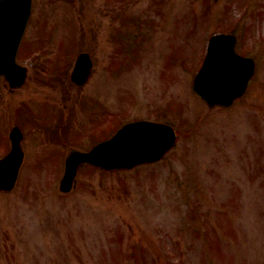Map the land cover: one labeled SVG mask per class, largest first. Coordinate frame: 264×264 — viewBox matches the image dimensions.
<instances>
[{
    "label": "rangeland",
    "instance_id": "1",
    "mask_svg": "<svg viewBox=\"0 0 264 264\" xmlns=\"http://www.w3.org/2000/svg\"><path fill=\"white\" fill-rule=\"evenodd\" d=\"M235 26L261 70L240 101L210 108L194 79L210 36ZM81 51L94 69L77 85ZM20 54L26 84L0 78V157L22 102L26 150L20 181L0 192V264H264V0H35ZM143 118L179 131L161 160L87 167L60 191L71 145Z\"/></svg>",
    "mask_w": 264,
    "mask_h": 264
},
{
    "label": "water",
    "instance_id": "2",
    "mask_svg": "<svg viewBox=\"0 0 264 264\" xmlns=\"http://www.w3.org/2000/svg\"><path fill=\"white\" fill-rule=\"evenodd\" d=\"M31 11L32 0H0V76H6L14 87L21 86L27 76V67L17 62V55ZM219 50L224 55L215 54ZM219 60L229 67L220 78L218 73H212L216 69L214 63ZM91 66L89 54H80L72 78L78 83H85L91 73ZM251 72L252 62H246L245 58L236 53L235 37L231 34H218L211 39L210 51L196 77L195 88L210 106L228 104L245 91ZM12 138V151L0 159V190L14 187L24 158L19 128L13 130ZM174 141L175 135L169 125L151 121L129 122L110 139L90 151L73 149L67 157L61 189H71L82 162L91 161L108 168L130 166L160 158Z\"/></svg>",
    "mask_w": 264,
    "mask_h": 264
},
{
    "label": "bare ground",
    "instance_id": "3",
    "mask_svg": "<svg viewBox=\"0 0 264 264\" xmlns=\"http://www.w3.org/2000/svg\"><path fill=\"white\" fill-rule=\"evenodd\" d=\"M214 65H215L216 69L214 71H212V73L213 72L218 73L219 78L221 77L222 74H225V72H227L226 69L229 70V67L224 63V61L219 60L216 63H214Z\"/></svg>",
    "mask_w": 264,
    "mask_h": 264
},
{
    "label": "flooded vegetation",
    "instance_id": "4",
    "mask_svg": "<svg viewBox=\"0 0 264 264\" xmlns=\"http://www.w3.org/2000/svg\"><path fill=\"white\" fill-rule=\"evenodd\" d=\"M43 102H44V101H42V103H43ZM44 105H45V103L42 104V108H41L39 111H37V112H40L41 110H43V109H44ZM37 112H36V115L39 116V117H41L40 114L37 113ZM41 118H44V116H42Z\"/></svg>",
    "mask_w": 264,
    "mask_h": 264
}]
</instances>
